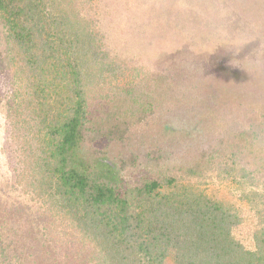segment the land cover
<instances>
[{
  "label": "trees",
  "instance_id": "16d2710c",
  "mask_svg": "<svg viewBox=\"0 0 264 264\" xmlns=\"http://www.w3.org/2000/svg\"><path fill=\"white\" fill-rule=\"evenodd\" d=\"M83 3L0 0L22 76L36 80L31 94L48 133L35 144L39 151L28 149L22 175L28 171L49 209L94 243L98 264H264V137L252 128L223 130L229 136L202 147L195 161L170 165L180 148L203 142L212 110L221 111L229 97L216 88L225 82L210 83L200 106L168 100L170 89L160 85L164 73L149 77L155 85L113 83L119 65L83 14ZM6 67L0 52V69ZM155 118V129L143 133L142 124ZM100 141L102 147L94 145ZM140 168L147 172L125 180V172ZM214 177L230 181L260 218L254 249L234 235L244 217L210 187ZM19 241L16 227L0 232V264L58 260L49 245L33 254Z\"/></svg>",
  "mask_w": 264,
  "mask_h": 264
},
{
  "label": "rangeland",
  "instance_id": "374dc122",
  "mask_svg": "<svg viewBox=\"0 0 264 264\" xmlns=\"http://www.w3.org/2000/svg\"><path fill=\"white\" fill-rule=\"evenodd\" d=\"M82 5L83 14L94 21L104 48L119 65L113 83L140 86L164 73L168 78L160 85L164 91L170 89L168 100L200 106L205 104L202 94L212 88L210 83L225 82V87L218 84L216 88L229 97L221 111L212 110L213 125L206 122L203 142L191 149L180 148L170 165L195 161L202 147L229 136L223 130L252 128L264 137V0H84ZM0 52L8 65L0 69V232L10 234L16 227L20 244L33 254L49 245L57 251L54 264H98L94 243L56 209H49V199L35 192L28 171L22 175L28 149L39 151L35 144L48 133L40 126L42 112L32 95L36 80L22 76L21 54L16 42L8 39L1 18ZM98 108L94 105L92 111L97 114ZM156 121L142 124L141 131L155 129ZM130 171L124 173L125 180L147 172L143 168ZM210 187L243 215L234 235L246 248L254 249L260 219L256 211L239 198L230 181L214 177ZM46 223L52 225L49 241L45 237L51 230L45 229ZM164 263L171 264V259Z\"/></svg>",
  "mask_w": 264,
  "mask_h": 264
}]
</instances>
